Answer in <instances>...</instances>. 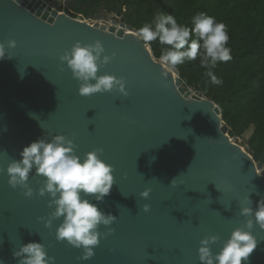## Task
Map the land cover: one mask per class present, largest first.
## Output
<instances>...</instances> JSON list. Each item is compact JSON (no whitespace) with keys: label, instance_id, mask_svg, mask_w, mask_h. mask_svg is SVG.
<instances>
[{"label":"water","instance_id":"1","mask_svg":"<svg viewBox=\"0 0 264 264\" xmlns=\"http://www.w3.org/2000/svg\"><path fill=\"white\" fill-rule=\"evenodd\" d=\"M133 33L115 21L71 18L51 0H0L6 53L0 60V264H17L13 251L29 242L43 244L54 264H200V240L226 241L251 219L241 208L255 210L264 199V163L228 135L220 107L194 88L186 91L177 70L159 64ZM8 40L15 48H7ZM94 41L105 49L102 56L115 53L97 75L123 78L126 97L78 95L79 84L59 56L76 42ZM56 135L71 140L80 157L102 149L99 158L113 168L114 184L98 204L116 217L113 231L98 228L105 235L87 261L79 259L81 249L56 241L62 218L45 228L41 218L54 209L47 196L35 194L43 178L29 173L33 197L25 198L3 171L30 143ZM145 190L147 199L140 196ZM252 235L257 247L247 264H264V230L254 223ZM210 248L216 254L220 244Z\"/></svg>","mask_w":264,"mask_h":264},{"label":"clouds","instance_id":"2","mask_svg":"<svg viewBox=\"0 0 264 264\" xmlns=\"http://www.w3.org/2000/svg\"><path fill=\"white\" fill-rule=\"evenodd\" d=\"M190 25L178 23L172 14L161 13L133 34L146 47L158 41L162 46L158 62L169 71L199 58V66L208 70L205 74L211 84L220 85L222 80L211 69L232 58L231 49L226 46L229 40L227 28L214 16L205 13L194 15ZM6 45L9 49L16 46L13 40H8ZM104 51L100 41L83 46L76 42L59 56L60 63L67 66L79 84L78 95L88 97L112 92L124 97L128 95L123 78L97 75L99 68L108 64L115 55L102 56ZM5 58V43H0V60ZM74 148L73 142L62 135L53 136L50 141L40 138L23 148L19 153L21 159L11 161L3 171L8 177V185L13 189L19 187L25 198L33 197V189L27 183L29 173L34 170L35 176L43 178L35 194L41 198L47 196L48 207L54 209L46 219L41 218L45 228H50L53 221L62 218L55 229L56 241L81 249L79 259L87 261L93 257V249L105 235L98 228L106 227V235L113 231L109 226L116 217L98 208L114 184L113 168L99 158L102 149H94L80 157L74 153ZM171 185H175V179ZM140 196L147 199L149 190L141 192ZM87 197H93L96 203H91ZM243 203L251 205L252 201L245 197ZM142 211L148 212V205H144ZM240 215L251 219L235 228L226 241H220L215 235L200 240L197 249L200 264H242V261L247 264L257 247V240L252 235L254 223L264 230V199L257 202L255 210L242 207ZM217 243L220 250L213 254L210 246ZM12 255L17 264H54L44 245L37 242L22 244Z\"/></svg>","mask_w":264,"mask_h":264},{"label":"trees","instance_id":"3","mask_svg":"<svg viewBox=\"0 0 264 264\" xmlns=\"http://www.w3.org/2000/svg\"><path fill=\"white\" fill-rule=\"evenodd\" d=\"M66 5L63 12L71 18L88 19L103 8L134 32L161 13L172 14L187 26L198 13L224 23L232 58L211 69L222 80L220 85L211 84L199 58L176 70L182 82L220 107L230 137L251 131L247 153L256 163H264V0H66ZM149 47L158 60L162 46L153 41Z\"/></svg>","mask_w":264,"mask_h":264},{"label":"rangeland","instance_id":"4","mask_svg":"<svg viewBox=\"0 0 264 264\" xmlns=\"http://www.w3.org/2000/svg\"><path fill=\"white\" fill-rule=\"evenodd\" d=\"M51 3L53 5V8L57 11L58 9L60 13H64V9L66 8V0H51ZM81 19L85 20L86 22L93 24V23H100L104 25H110L112 21H115L117 24H121L120 18L115 16L114 14L108 13L105 9L99 8L96 10L93 16H91L88 19H84L82 16ZM183 88L187 90H191L194 87H191L187 85L184 81L182 82ZM195 89V88H194ZM204 97V96H203ZM206 98V97H204ZM251 131L246 132L240 137H235V142L237 145L242 147L246 152H247V147H246V141L250 135Z\"/></svg>","mask_w":264,"mask_h":264}]
</instances>
